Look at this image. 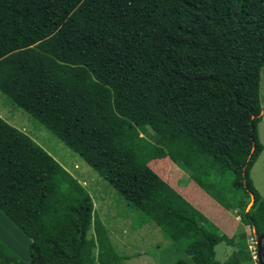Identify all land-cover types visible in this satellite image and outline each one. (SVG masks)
<instances>
[{
    "label": "trees",
    "instance_id": "trees-1",
    "mask_svg": "<svg viewBox=\"0 0 264 264\" xmlns=\"http://www.w3.org/2000/svg\"><path fill=\"white\" fill-rule=\"evenodd\" d=\"M263 68L264 0H0V93L195 264H252L247 234L228 237L151 163L169 158L264 235ZM0 212L30 240L29 263L0 241V264H122L86 187L1 117Z\"/></svg>",
    "mask_w": 264,
    "mask_h": 264
},
{
    "label": "rangeland",
    "instance_id": "rangeland-1",
    "mask_svg": "<svg viewBox=\"0 0 264 264\" xmlns=\"http://www.w3.org/2000/svg\"><path fill=\"white\" fill-rule=\"evenodd\" d=\"M260 100L264 110V68L261 72ZM0 117L31 136L86 187L93 199L94 216H98L107 228L110 243L121 256L122 264H195L186 252V240H168L154 222L144 223L143 213L127 207L121 196L93 168L31 120L27 113L14 107L10 101L7 102L1 93ZM148 135L154 139L153 132H148ZM151 168L171 186L176 187L228 237L245 232L249 238L251 230L243 224L238 212L226 210L212 199L191 179L188 171L174 164L169 158L153 161ZM171 175L174 182L167 178ZM262 181L264 182L263 179ZM19 233L21 232L0 212V241L21 261L29 263V245H24L22 239L25 236ZM93 233L94 230L89 233V238L94 236ZM234 251L235 248L222 243L216 247V258L226 261Z\"/></svg>",
    "mask_w": 264,
    "mask_h": 264
},
{
    "label": "crops",
    "instance_id": "crops-1",
    "mask_svg": "<svg viewBox=\"0 0 264 264\" xmlns=\"http://www.w3.org/2000/svg\"><path fill=\"white\" fill-rule=\"evenodd\" d=\"M258 134H259L260 142L263 144V148H264V110L263 108H262V117L258 125ZM251 176H252L253 184L255 185L260 195L264 198V190H263L264 182L262 181V179L264 180V149L251 170ZM0 237L2 236L0 235ZM22 242L24 243V245L30 244V240L25 237H23Z\"/></svg>",
    "mask_w": 264,
    "mask_h": 264
},
{
    "label": "built area",
    "instance_id": "built-area-1",
    "mask_svg": "<svg viewBox=\"0 0 264 264\" xmlns=\"http://www.w3.org/2000/svg\"><path fill=\"white\" fill-rule=\"evenodd\" d=\"M248 249L252 257V264H259L257 238L252 232L248 238Z\"/></svg>",
    "mask_w": 264,
    "mask_h": 264
},
{
    "label": "water",
    "instance_id": "water-1",
    "mask_svg": "<svg viewBox=\"0 0 264 264\" xmlns=\"http://www.w3.org/2000/svg\"><path fill=\"white\" fill-rule=\"evenodd\" d=\"M254 204V197H252V201L247 207V211L251 209V207ZM254 235L257 238V243H258V258H259V264H264V235L258 236L256 233V230H253Z\"/></svg>",
    "mask_w": 264,
    "mask_h": 264
},
{
    "label": "clouds",
    "instance_id": "clouds-1",
    "mask_svg": "<svg viewBox=\"0 0 264 264\" xmlns=\"http://www.w3.org/2000/svg\"><path fill=\"white\" fill-rule=\"evenodd\" d=\"M254 234V233H253Z\"/></svg>",
    "mask_w": 264,
    "mask_h": 264
}]
</instances>
